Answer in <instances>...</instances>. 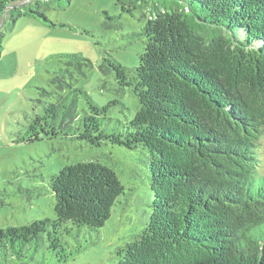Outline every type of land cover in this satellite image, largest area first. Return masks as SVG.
<instances>
[{
    "label": "trees",
    "instance_id": "obj_1",
    "mask_svg": "<svg viewBox=\"0 0 264 264\" xmlns=\"http://www.w3.org/2000/svg\"><path fill=\"white\" fill-rule=\"evenodd\" d=\"M54 1L0 0V56L19 19L55 26L41 10ZM116 1L125 13L152 5L133 35L142 42L138 64L103 57L99 66L130 89L134 116L107 133L103 122L120 102L98 106L77 86L91 63L64 55L54 101H38L43 112L20 142L60 135L147 150L151 212L117 246L115 264H264V0ZM49 189L55 219L0 229V264H28L43 248L64 263L82 250L83 228L99 233L127 202L115 172L98 161L63 167Z\"/></svg>",
    "mask_w": 264,
    "mask_h": 264
},
{
    "label": "rangeland",
    "instance_id": "obj_2",
    "mask_svg": "<svg viewBox=\"0 0 264 264\" xmlns=\"http://www.w3.org/2000/svg\"><path fill=\"white\" fill-rule=\"evenodd\" d=\"M58 0L41 5L53 26L21 18L12 33L6 34L0 56V229L24 226L33 221L55 219V199L49 189L50 177L63 167L78 162L98 161L111 168L126 193L121 214L99 230L82 238V250L66 262L55 263L45 248L28 264H115V249L123 238L143 228L153 198L149 154L143 148L128 150L108 142L99 147L85 141L43 138L20 142L44 104L54 101V73L63 66L62 56L76 54L91 67L77 83L98 106H111L105 131L120 130L139 108L130 89H122L114 75H104L99 66L110 57L127 68L138 64L141 40L134 39L151 6L125 13L116 0ZM63 7V8H59ZM45 92V93H44ZM55 97V96H54ZM81 109L85 108L82 101ZM259 173L264 175V140L260 148ZM123 198L121 197L120 200ZM76 242L72 247H76Z\"/></svg>",
    "mask_w": 264,
    "mask_h": 264
},
{
    "label": "crops",
    "instance_id": "obj_3",
    "mask_svg": "<svg viewBox=\"0 0 264 264\" xmlns=\"http://www.w3.org/2000/svg\"><path fill=\"white\" fill-rule=\"evenodd\" d=\"M28 20H30V19H28Z\"/></svg>",
    "mask_w": 264,
    "mask_h": 264
}]
</instances>
